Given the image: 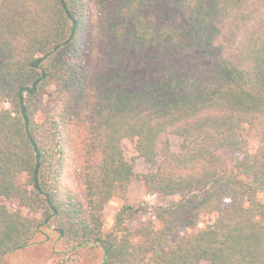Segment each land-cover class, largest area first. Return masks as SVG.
Instances as JSON below:
<instances>
[{
	"label": "trees",
	"instance_id": "1",
	"mask_svg": "<svg viewBox=\"0 0 264 264\" xmlns=\"http://www.w3.org/2000/svg\"><path fill=\"white\" fill-rule=\"evenodd\" d=\"M134 179L172 201L104 231ZM43 229L98 264H264V0H0V262Z\"/></svg>",
	"mask_w": 264,
	"mask_h": 264
},
{
	"label": "rangeland",
	"instance_id": "2",
	"mask_svg": "<svg viewBox=\"0 0 264 264\" xmlns=\"http://www.w3.org/2000/svg\"><path fill=\"white\" fill-rule=\"evenodd\" d=\"M179 139L177 137H172L171 148L176 150L179 145ZM125 151L127 147L124 146ZM146 164L143 161H137L135 165V172L140 174L146 170ZM171 197H162V196H151L148 195L142 183L138 180H133L129 186L125 199L121 197H115L110 200L103 212V229L104 231H109L113 225L115 214L121 208L124 203H129L133 206L147 205L148 207H154L161 204H167L172 201ZM8 206L11 209H15L16 205L14 203H8ZM150 208V209H151ZM151 212L136 217L131 225L137 226L148 221H152L155 226L158 225L156 219L154 218V213ZM26 214V211H23ZM206 223H200L195 229L179 234L178 237L186 234L195 232L203 228ZM60 259L66 262V264H98L100 256L98 251L84 252L83 254L71 255L68 251L63 248L61 241L57 238L55 232L52 229H43L40 233L36 235L32 244L24 251L12 253L7 255L0 264H48L54 263V260Z\"/></svg>",
	"mask_w": 264,
	"mask_h": 264
}]
</instances>
